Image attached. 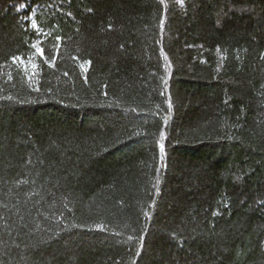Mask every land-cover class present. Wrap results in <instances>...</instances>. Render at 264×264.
<instances>
[{"label":"trees","instance_id":"16d2710c","mask_svg":"<svg viewBox=\"0 0 264 264\" xmlns=\"http://www.w3.org/2000/svg\"><path fill=\"white\" fill-rule=\"evenodd\" d=\"M0 264H264V0H0Z\"/></svg>","mask_w":264,"mask_h":264},{"label":"snow or ice","instance_id":"6c2138e0","mask_svg":"<svg viewBox=\"0 0 264 264\" xmlns=\"http://www.w3.org/2000/svg\"><path fill=\"white\" fill-rule=\"evenodd\" d=\"M182 2V0H181ZM21 7H24V5H21ZM35 26V25H34ZM57 39H60L59 37H57ZM33 47H36V45H33ZM37 51L38 53L43 57L44 56V52H43V49L41 48H37ZM18 60H22V58L20 57H13V61H18ZM33 68H36L37 66L36 65H32Z\"/></svg>","mask_w":264,"mask_h":264}]
</instances>
